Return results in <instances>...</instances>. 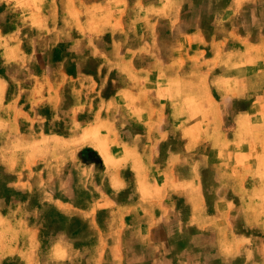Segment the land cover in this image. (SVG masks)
I'll return each mask as SVG.
<instances>
[{"label": "crops", "instance_id": "crops-1", "mask_svg": "<svg viewBox=\"0 0 264 264\" xmlns=\"http://www.w3.org/2000/svg\"><path fill=\"white\" fill-rule=\"evenodd\" d=\"M37 1L28 3H32V8L39 9L56 6L57 15L60 14L62 0ZM89 1L91 6L122 7L121 11L110 10L107 17H102L103 21L111 24L122 23L124 28L120 33L126 32L124 29L128 24L134 25L130 33L133 45H128L129 36L118 37L124 39V45L104 52L110 57L101 66V72H109L102 93L115 83L112 77L109 78L112 71L122 76V84L113 95H101L100 110L94 113L103 128L107 126L104 131L101 128V133L107 134L105 140L109 148L105 154L109 160L103 157V152L97 151L102 160L90 159L87 164L79 165V169L85 166L86 171L94 173L85 188L91 200L85 206L70 201L71 206H68L70 220L75 216L84 217V214L91 216L88 224L95 232H100V240L95 246L100 244V254L90 261L97 264H264V239L257 243L259 249L252 238L236 229L234 214L238 209L239 215L241 210L244 211V205L248 204L246 195L242 197L229 190L222 192L220 185L214 187L221 180H216L212 190H207L202 175L203 161L194 157L192 161L189 160L190 152L197 151L205 142L202 135L210 115L208 112L192 116L193 110L188 107L196 106L200 110L205 109L206 104L212 107L218 135L225 143L231 142L227 122L233 103L247 100V93L252 94L254 85L264 86V76H257V72H264V43L251 42L252 30L242 34L244 25L236 27L234 20H240L243 8L256 6L255 14L258 15L263 7L257 3L258 0H231L230 5L218 15L214 22L215 32L208 38L202 27V16L187 14L186 9L193 6L192 0ZM12 2L4 0L0 3V45L1 40H5L4 49L1 47L3 50L0 51V134H12L13 127H16V132L22 135L20 138H25L26 130L31 132L45 126L29 122L35 116L44 117L40 109L30 113L25 109L26 98L23 95L14 98L11 94V81L6 75V57L7 54L12 55L14 49V34L10 26L13 22L10 13ZM35 14L39 21L50 22V17L42 8ZM59 16L56 18L58 23L61 22ZM84 21L90 22L92 17ZM221 21L222 31L218 28ZM190 22L196 23L192 31L188 29ZM140 24L152 28L141 27ZM160 24H167V36H162ZM234 37L240 47L232 42ZM137 38L149 40L148 47H141ZM169 38L175 40V46L168 49L160 46V39L164 44V40ZM158 42L159 46L154 45ZM206 44L211 47H206ZM254 49L257 51L256 63ZM142 54L149 56L142 58ZM166 54L173 58L166 59ZM235 54H242L244 63L236 66L232 59ZM210 63L213 64L212 68ZM175 67L179 73L196 70L197 86L203 94L195 92L188 95L187 92L186 97L180 94L179 98L170 100L155 95L151 91L152 79L161 75V71L164 76L168 75L167 71L175 70ZM169 79L164 77L161 80L168 83ZM257 79L261 81L257 82ZM183 80L180 79V83ZM38 87L39 84L33 85V90ZM261 92V100L258 101L264 104V90ZM252 109L250 106L236 116L239 119L252 117ZM261 109L263 115L264 106L261 105ZM88 111L93 112V109L89 108ZM18 117L22 120L16 121ZM190 117L198 119L189 122ZM168 120H171L172 127L178 128L176 131L173 128L167 130ZM21 126L25 127V131ZM177 134L182 139V147L167 146L168 139ZM92 146L90 144L89 147ZM76 164L77 161H74L69 173L58 178L59 191L66 193L70 183L78 182ZM236 165L241 167L248 164L244 162L242 165L239 161ZM43 173L44 169L41 171L42 179ZM5 176L11 178L10 174ZM33 182L22 172L15 181L11 178L8 184L13 190L14 187L17 189L18 183H23L27 191H32L33 188L29 186ZM242 182L247 183V179L242 178ZM9 187L6 186L7 189ZM77 191L75 185L74 193L65 196L76 199ZM97 201L101 204L98 207ZM100 214L101 224L98 223ZM71 248L76 249L74 244H71Z\"/></svg>", "mask_w": 264, "mask_h": 264}, {"label": "rangeland", "instance_id": "rangeland-1", "mask_svg": "<svg viewBox=\"0 0 264 264\" xmlns=\"http://www.w3.org/2000/svg\"><path fill=\"white\" fill-rule=\"evenodd\" d=\"M2 1L4 0H0V3ZM28 1L31 0H13V7L10 8V13L13 15L10 26L14 34L12 41L14 49L12 55L7 54L6 57L8 64L6 75L11 81L12 96L15 98L16 95H23L26 98L25 109L35 113L38 108L44 116H32L29 122L40 124L45 128L31 132L26 130L23 135L25 138H20L22 135L19 131L16 132L17 128L13 126L12 134L7 136L0 134V264H97L90 259L100 254V244L95 247L96 242L100 240V232H95L88 224L91 216L84 214V217L75 216L70 220L68 206L70 201L85 206L91 200L87 197L88 190L85 188L94 173L86 171L85 166L79 169V165L87 164L90 159L102 160L98 152H103V157L109 160L105 154L108 153L107 148H109L105 140L107 134L101 133V128L104 131L107 126L103 128L101 122L96 116L94 117V113L100 110L101 95L106 97L113 95L122 84V76L117 71H112L109 78L112 77L115 83L102 93L109 72H101V66L110 57L104 55V52L124 45V39L118 37L129 36L128 45H133L130 33L134 25L128 24L124 29L126 32L120 33L124 28L122 23L111 24L103 21L102 17H107L110 10L121 11L122 7L91 6L89 0H62L58 14L60 23L56 21L58 17L56 6L41 7L44 13L49 12L47 15L50 17V22L44 23L39 21L35 14L40 12L41 8L34 6L32 8V3ZM230 1L192 0L193 6L186 9L187 14L190 16L194 14V17L202 16V27L209 38L215 32V20L230 5ZM260 2L257 1L263 9L258 15L255 14L256 6L243 8L240 20L238 22L234 20V26L244 25L241 29L242 34L250 33L252 30L250 41L264 43V2H261L262 4ZM141 9L143 13V7ZM89 16L92 17V21L85 22L84 20ZM229 24L233 25V22ZM140 25L148 29L152 28L147 24ZM222 25L223 22L218 26L220 31L223 29ZM167 27V24H160L162 36L168 35ZM195 27V22L188 24L189 31ZM234 39L232 42L240 47L236 37ZM136 40L141 47L149 45V40L144 38ZM1 42L0 51L4 49L5 40ZM154 45L159 46V42ZM162 45L168 49L172 45L175 46L176 42L169 38L162 44L160 39V46ZM206 47L211 45L206 44ZM256 53L254 49V63H256ZM148 56L141 55L142 58ZM113 57L118 58L116 55ZM165 57L173 58L167 54ZM232 59L236 66H239L244 63L245 57L242 54H235ZM210 64L212 68L213 64ZM176 71L177 67L175 70L167 71L166 76L161 71V75H156L152 79L151 91L164 100L179 98L180 94L186 97L187 92L188 95L195 92L203 94L197 86L196 70L182 72L183 75ZM170 72L175 74L169 76ZM257 76L263 77L264 72H257ZM164 77L166 80L170 77L173 79H169L166 83L161 80ZM182 78L185 80L180 83ZM257 80V82L261 81ZM36 84L40 87L33 90V85ZM262 90L264 86L254 85L252 94L247 93V100L233 103L231 116L227 122L230 143L228 141L225 143L218 135L211 113L212 107L206 104L205 109L200 110L196 106L191 107L187 104L189 110H193L192 116L208 112L210 115L204 127L205 133L202 135L205 142L197 151L190 152L189 160L192 161L194 157L203 161L202 175L206 180L207 190H212L213 183L221 180V183H215L214 187L220 185L222 192L229 190L242 197L246 195L248 204L244 205V211L241 210L239 215L238 209L234 214L236 229L246 233L257 246V243L264 239V114L261 113V105L264 104L258 101L261 100ZM250 106L254 113L252 117L239 119L236 116ZM51 108L54 110H50ZM89 108L93 109V112H89ZM20 118L15 119L21 121ZM195 118H191L189 122L198 119ZM167 123V130L178 129L172 127L171 120ZM1 126L0 124V128ZM177 126L179 127L180 124ZM21 128L25 131V127L21 126ZM49 132L51 134H47ZM90 144L98 150L89 147ZM166 145L181 148L180 135H172ZM73 160L77 161L78 182L70 183L68 191L64 193L59 191L58 178L61 179L69 173ZM239 161L242 165L244 162L248 165L235 166ZM42 169L45 171L43 179ZM22 172L27 179L34 181L29 186L33 188L32 191H27L23 183H18L17 189L14 187L12 190L9 187L8 182L11 178L15 181ZM6 174H10L11 178H6ZM126 176L129 177L127 174ZM242 178H246L247 183L242 182ZM75 185L78 188L77 198L66 197L65 194L74 193ZM6 186L9 188L7 189ZM100 205V202L96 203L97 207ZM101 222L100 214L98 223ZM59 243H62L61 247ZM71 244L75 245V250H72ZM258 247L260 249V246Z\"/></svg>", "mask_w": 264, "mask_h": 264}]
</instances>
